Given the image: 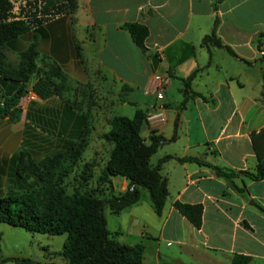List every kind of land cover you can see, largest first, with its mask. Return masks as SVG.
<instances>
[{"label":"crops","instance_id":"obj_1","mask_svg":"<svg viewBox=\"0 0 264 264\" xmlns=\"http://www.w3.org/2000/svg\"><path fill=\"white\" fill-rule=\"evenodd\" d=\"M215 20L216 35L231 51L201 43ZM133 21L147 26L145 45L149 53L158 54L157 67L122 26ZM37 32L39 72L52 69L55 92L44 97L34 92L24 100L22 95L20 118L15 122H22L27 111L35 108L41 131L36 140L39 148L49 146L46 140H50L55 150L63 149L86 125L90 130L88 149L95 151L93 139L106 142L107 120L116 114H108L114 86L122 104L133 105L132 115L137 108L145 114L163 110L165 120L154 128L145 123L141 133L146 143L151 134L163 137L155 151L160 153L158 159L172 155L161 165L169 195L160 214L151 199L148 203L158 216L155 232L136 228L126 232L131 242L119 240L133 244L140 241L138 237L147 238L141 264H171L166 257L173 264H230L234 253L250 255L247 264H264V179L246 174L253 167L246 166V152L238 144L246 138L252 146L251 131L264 125V82L254 80L259 86L254 95L240 91L251 84L248 69L264 58V42L258 46V39L264 41V35L260 36L264 34V0H78L72 14L44 22ZM28 41L29 35L23 34L9 46H1L5 60L15 66ZM217 49H225L231 62L237 60L243 66L237 71L227 68L214 55ZM194 70L187 88L183 78ZM161 78L167 83L159 92L155 85ZM36 79L34 74L29 93ZM7 119L0 117V191L7 180L5 159L11 155L12 127ZM92 119L100 122L98 129ZM215 151L220 156L225 152L224 163ZM188 156L199 161L179 159ZM168 161L171 167H166ZM213 165L231 168L230 179L218 174ZM178 176L179 184L170 190L172 178ZM111 180L115 193L129 186L125 176H112ZM176 200L203 204L199 228L177 210ZM116 231L124 236V231ZM168 238L166 243L172 239L176 247L162 252L160 243Z\"/></svg>","mask_w":264,"mask_h":264},{"label":"trees","instance_id":"obj_2","mask_svg":"<svg viewBox=\"0 0 264 264\" xmlns=\"http://www.w3.org/2000/svg\"><path fill=\"white\" fill-rule=\"evenodd\" d=\"M78 0H59L47 3L46 0H0V47L9 46L12 39L23 34L29 35V41L19 53L18 63L13 66L5 60L0 48V117L7 116L12 122L20 118L19 101L28 90L27 82L34 74L37 79L33 89L39 96H49L54 90L51 80L52 69L39 72L37 65L38 39L37 29L44 22L63 14H72ZM206 34L201 43L209 48L210 44L223 45L214 29ZM122 26L129 32L133 41L148 56L145 45L148 28L140 22H125ZM264 34H261L262 36ZM259 36V37H260ZM258 39V46L261 45ZM260 48V47H259ZM56 67V66H55ZM56 71V70H54ZM53 71V73H55ZM59 71L60 77L63 73ZM196 70L183 78L185 86H190ZM44 88V91L42 89ZM124 88V85H122ZM194 94H199L194 91ZM108 129L103 136L112 145L108 157L99 169L96 186L88 185L93 176L94 167H83L76 177L77 185L67 190L64 178L71 166L81 158L88 145L89 126L82 129L77 138L68 142L45 163V167H34L39 184L26 188L8 185L5 193L0 192V221L43 233L66 232L61 253L65 262L49 261L44 264H141L145 245L139 241L133 244L120 242L115 238L117 231H111L103 214L105 204L115 212L134 203L140 196V186L148 189L153 208L160 214L168 195L167 178L160 172L161 165L172 155L160 157L156 164L150 163V157L162 142L161 135H150V142L143 139L141 129L147 122L145 111L137 108L132 116L113 114L107 120ZM255 166L246 170L251 179H264V125L250 133ZM179 159L198 160L194 156ZM22 158H19V162ZM17 161L16 171L27 167ZM218 174L230 179L231 168L213 165ZM125 176L129 186L121 192H113L112 176ZM174 206L192 225L199 228L202 224L203 204L201 202L174 201ZM250 255L234 253L230 264H247ZM24 264H43L37 260L16 258Z\"/></svg>","mask_w":264,"mask_h":264},{"label":"rangeland","instance_id":"obj_3","mask_svg":"<svg viewBox=\"0 0 264 264\" xmlns=\"http://www.w3.org/2000/svg\"><path fill=\"white\" fill-rule=\"evenodd\" d=\"M228 55V59H225L224 55ZM214 55L217 57V60L221 61V63L229 69L239 70L240 67L243 66L241 62L237 60L233 62L231 59V55L225 49H217L215 50ZM230 57V59H229ZM231 63V64H230ZM262 67L264 69V58L262 60H257V64L253 66V68L248 69V73L251 74L250 80L251 84H247L243 86L240 91H244L246 94L254 95L259 86L254 83L256 78L261 79L264 82V71H261ZM30 83L31 88V80L27 82ZM32 82V87H33ZM118 90V87L116 88ZM115 86L113 87L111 93L109 94L111 99L110 108L108 109V114H112L113 112L117 114H125L128 116L132 115L133 105L132 104H122V99L117 94ZM263 95H264V87H263ZM130 95V93H129ZM34 104V102H32ZM27 111L24 115L22 122H12L7 119V123L11 124V140L9 141V148L11 155L9 159H5L4 171L7 175V180L5 185L2 187V193L7 191L8 185H12L15 188H26L39 184V178L34 173V167H45V163L50 159L58 150L52 147V143L50 140H46L49 143L44 149L39 148L37 145V141L39 139V135L41 131L39 130V125L36 123L35 117V108H31V113ZM264 113V112H263ZM92 122H96L92 119ZM46 134V133H45ZM94 138L95 134H93ZM92 144L95 148L85 147L83 153L81 154V158L75 163V165L71 166V170L68 175L64 178V183L67 187L68 191H71L75 185H77L76 177L80 173L81 169L84 167H94L93 176L88 182V185L91 187L96 186V177L97 173L99 174V169L102 167L104 161L108 157L109 148L112 145L110 142H105L103 139H93L91 140ZM65 144L67 142L64 141ZM241 149L246 152L244 157V162L247 167H254L256 158L255 155L252 154V146L248 139L242 138L239 143ZM157 150V149H156ZM251 153V154H250ZM215 154L219 158V162L224 163L225 152L221 151V156L219 152L215 151ZM160 153L153 152L152 157H150V161L152 164H156L158 161ZM22 158L19 162V158ZM17 161L20 163V166L27 167L21 171V175H19L16 171ZM10 162V166L7 163ZM166 167H171V162L165 163ZM160 172L165 173L163 167L160 168ZM179 173V172H177ZM180 177L172 178L171 187L179 184ZM169 190V188H168ZM169 195V192H168ZM167 195V196H168ZM139 200L135 203L122 208L119 212L113 211L108 204H105L103 207V214L107 221V226L111 231L121 230L124 231V236L115 235L117 240H121L124 242H131V236L127 235L126 232L129 230H133L135 232L136 228L145 230L147 232L152 231L155 232L158 225V216L152 210H149L148 203L150 202V196L148 193V189L144 186H140V196ZM66 232L62 233H43L38 231L28 230L24 227L12 225L4 221H0V264H24L19 262L16 258L27 257L34 260H37L41 263H46L49 261H55L58 263L65 262V257L61 253L62 244L65 240ZM141 242L147 240L146 237H141ZM150 241H155V239H149ZM168 239L160 243V250L163 252V248L167 250L175 249V242L170 239V243H166ZM165 260L173 264V261L166 257Z\"/></svg>","mask_w":264,"mask_h":264},{"label":"built area","instance_id":"obj_4","mask_svg":"<svg viewBox=\"0 0 264 264\" xmlns=\"http://www.w3.org/2000/svg\"><path fill=\"white\" fill-rule=\"evenodd\" d=\"M259 51L263 52L261 48H259ZM166 83H167V80L165 78L158 79L157 83L155 85L156 90L161 92L164 89V87L166 86ZM29 90L30 89L28 88V90L23 94V98H22L23 100L31 98L34 96L35 91H34L33 87L31 89L30 93H29ZM146 119H147V122H148L150 128H154L165 120V116H164L163 110L158 109L155 111L147 112L146 113Z\"/></svg>","mask_w":264,"mask_h":264},{"label":"water","instance_id":"obj_5","mask_svg":"<svg viewBox=\"0 0 264 264\" xmlns=\"http://www.w3.org/2000/svg\"><path fill=\"white\" fill-rule=\"evenodd\" d=\"M158 62H159V56H158V54L157 53H153L151 55V63L153 65V67H157Z\"/></svg>","mask_w":264,"mask_h":264}]
</instances>
